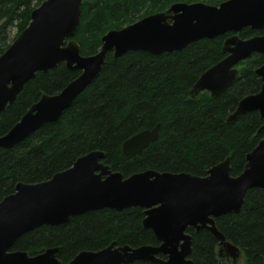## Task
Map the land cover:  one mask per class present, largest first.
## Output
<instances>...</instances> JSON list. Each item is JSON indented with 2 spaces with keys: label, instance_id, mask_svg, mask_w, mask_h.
Here are the masks:
<instances>
[{
  "label": "trees",
  "instance_id": "1",
  "mask_svg": "<svg viewBox=\"0 0 264 264\" xmlns=\"http://www.w3.org/2000/svg\"><path fill=\"white\" fill-rule=\"evenodd\" d=\"M44 0H0V55L9 47L6 30L17 20V35L31 20L32 11ZM224 0H83L80 23L73 39L84 55L97 53L102 36L140 18L169 8L176 2L219 4ZM264 34V29L245 27L242 38ZM226 33L204 38L172 52L152 54L130 50L119 57L112 51L99 76L68 107L59 121L49 122L16 145L0 146V201L15 191L19 182L37 183L70 168L93 150L106 152L104 162L125 176L150 169L189 172L204 176L230 157L231 174L239 175L247 154L264 137L259 111L227 118L246 95L257 93L262 79L256 69L263 54L239 63L235 81L220 95L205 91L192 97L190 90L200 75L225 57ZM65 62L29 80L12 104L0 112V136L6 134L42 94H55L76 78ZM160 124L159 137L142 152L126 155L122 143L132 135ZM144 208H103L72 216L58 225H42L20 236L12 250L31 255L59 246L64 263L84 250H100L112 242L141 246L159 244L154 232L143 225ZM226 239L237 245L239 264H264V189L248 190L241 212L216 218ZM193 264H230L219 255L213 234L189 228ZM163 256V255H160ZM134 264H155L136 261Z\"/></svg>",
  "mask_w": 264,
  "mask_h": 264
},
{
  "label": "water",
  "instance_id": "2",
  "mask_svg": "<svg viewBox=\"0 0 264 264\" xmlns=\"http://www.w3.org/2000/svg\"><path fill=\"white\" fill-rule=\"evenodd\" d=\"M83 0H44L31 14L26 28L0 55V112L12 104L24 85L39 71L47 72L65 62L79 75L55 94L44 93L4 135L0 146L9 148L63 112L99 76L109 51L115 57L130 50L162 54L180 50L204 38L231 33L224 41L225 57L205 70L190 90L192 97L209 92L217 97L237 78L238 65L254 54L264 55V34L242 38L245 27L264 29V0H224L219 4L176 2L166 10L146 15L102 36L100 50L84 55L73 39L82 14ZM262 79L257 93L243 97L227 121L259 111L264 119V64L256 69ZM160 124L142 130L122 143L126 155L142 152L159 137ZM260 130H264V125ZM106 152L93 150L74 164L37 182H19L0 201V264H193L192 235L206 229L219 242V255L230 264L243 260L241 249L226 239L216 218L241 212L252 188L264 189V137L247 154L244 170L231 174L230 157L212 166L204 176L154 169L125 176L104 162ZM144 208L143 225L159 244L141 246L112 242L100 250H84L64 263L60 247L36 255L12 250L16 240L42 225H58L91 210ZM163 255V256H160Z\"/></svg>",
  "mask_w": 264,
  "mask_h": 264
},
{
  "label": "rangeland",
  "instance_id": "3",
  "mask_svg": "<svg viewBox=\"0 0 264 264\" xmlns=\"http://www.w3.org/2000/svg\"><path fill=\"white\" fill-rule=\"evenodd\" d=\"M17 20H15L13 23H9L7 26V30H6V36L7 37V44H11L15 39H16V35H17ZM242 261H240L241 263Z\"/></svg>",
  "mask_w": 264,
  "mask_h": 264
}]
</instances>
